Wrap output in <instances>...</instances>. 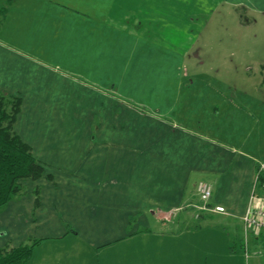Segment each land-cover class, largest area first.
Instances as JSON below:
<instances>
[{
	"label": "crops",
	"instance_id": "obj_1",
	"mask_svg": "<svg viewBox=\"0 0 264 264\" xmlns=\"http://www.w3.org/2000/svg\"><path fill=\"white\" fill-rule=\"evenodd\" d=\"M0 1V92L21 100L14 132L44 166L40 179L20 182L5 213L29 211L34 223L94 224L95 236L82 229L74 236L101 241L96 264H242L246 236L254 246L264 235L246 233L242 223L252 194L253 205L264 208L256 184L264 154L254 150L255 135L246 140L243 132L249 104L242 103L243 126L234 133L233 96L223 109L181 104L184 92L194 97L189 89L172 100L174 92L157 94L161 103L128 102L105 80L106 31L116 26L126 42L132 33L131 47L113 35L116 64L133 56V34L143 31L131 14L121 16L120 0ZM257 76L264 80V70ZM201 181L212 187L208 207L226 214L202 210ZM150 223L160 226L156 232Z\"/></svg>",
	"mask_w": 264,
	"mask_h": 264
},
{
	"label": "rangeland",
	"instance_id": "obj_2",
	"mask_svg": "<svg viewBox=\"0 0 264 264\" xmlns=\"http://www.w3.org/2000/svg\"><path fill=\"white\" fill-rule=\"evenodd\" d=\"M141 3L142 0H120L118 4L121 16L131 14V24L143 31L133 34L138 46L131 50L133 56L121 58L119 64L112 56V46L116 43L113 35L122 34L120 44L131 47L132 33H128L129 42H126L127 33L117 32L116 26L106 31L105 56L109 63L105 65V80L113 79L133 104L161 103L157 94L174 92V96L169 95L172 100L177 90L189 89L194 97L184 92L181 104L195 100L202 108L215 103L223 109L226 98L233 96L234 115L239 118L230 127L234 133L242 128L245 114L239 109L242 103H248L244 108L252 120L248 128H243L245 139L255 135L253 139L257 138L259 144H255L254 150L264 154V80L253 77L264 70V0H144L143 6ZM144 16L146 22L138 26L136 20ZM108 22L113 26L112 20ZM247 73V78H241ZM212 91L218 96H211ZM165 98L161 96L160 100ZM9 212L7 209L5 213V208L0 210V248L7 243L10 247L26 243L27 238L38 239L41 241L34 246L28 264H96L94 251L101 241L84 237L89 230V235H96L94 224H65L62 218L57 223L43 219L34 223L33 213L29 211L22 217ZM148 226L152 232L160 227L152 223ZM172 228L179 230L180 225L174 224ZM80 229L84 236L81 233L74 236ZM65 232L69 233L61 236ZM248 237L242 242L244 248L245 242L248 243L247 251L243 250L247 259L243 257L242 264H264V242L253 246Z\"/></svg>",
	"mask_w": 264,
	"mask_h": 264
},
{
	"label": "trees",
	"instance_id": "obj_3",
	"mask_svg": "<svg viewBox=\"0 0 264 264\" xmlns=\"http://www.w3.org/2000/svg\"><path fill=\"white\" fill-rule=\"evenodd\" d=\"M3 12L4 9H0V13ZM20 106L19 97H5L0 92V210L20 192L22 180L36 181L44 173V166L33 157L30 147L14 132L13 125ZM256 184L264 191V172L259 167ZM38 204L37 199L34 208ZM261 239L264 242V235ZM40 241L29 239L15 247L7 245L0 248V264H28L34 246Z\"/></svg>",
	"mask_w": 264,
	"mask_h": 264
},
{
	"label": "built area",
	"instance_id": "obj_4",
	"mask_svg": "<svg viewBox=\"0 0 264 264\" xmlns=\"http://www.w3.org/2000/svg\"><path fill=\"white\" fill-rule=\"evenodd\" d=\"M196 190L199 195L200 201L204 205L202 207V210L211 211L212 213L226 214V211L223 207H207V204L209 203L212 195V187L208 183L203 181L199 182L196 186ZM253 200L254 195L252 194L250 198V204L242 217V223L245 228V232L251 229L257 233L264 234V208L255 207L252 202Z\"/></svg>",
	"mask_w": 264,
	"mask_h": 264
}]
</instances>
